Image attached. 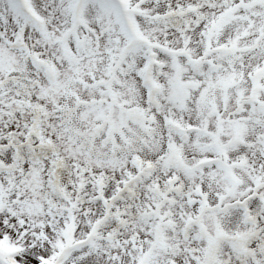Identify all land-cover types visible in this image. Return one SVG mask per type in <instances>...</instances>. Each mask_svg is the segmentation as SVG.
Here are the masks:
<instances>
[{
	"label": "snow or ice",
	"instance_id": "1",
	"mask_svg": "<svg viewBox=\"0 0 264 264\" xmlns=\"http://www.w3.org/2000/svg\"><path fill=\"white\" fill-rule=\"evenodd\" d=\"M0 264H264V0H0Z\"/></svg>",
	"mask_w": 264,
	"mask_h": 264
}]
</instances>
